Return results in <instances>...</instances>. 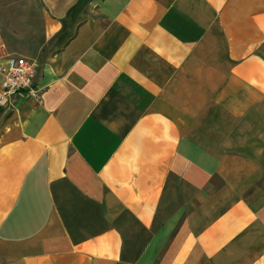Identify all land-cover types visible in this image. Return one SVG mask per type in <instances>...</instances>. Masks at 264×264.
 I'll return each mask as SVG.
<instances>
[{
	"label": "crops",
	"instance_id": "crops-1",
	"mask_svg": "<svg viewBox=\"0 0 264 264\" xmlns=\"http://www.w3.org/2000/svg\"><path fill=\"white\" fill-rule=\"evenodd\" d=\"M41 2L91 13L0 105V264H264V0Z\"/></svg>",
	"mask_w": 264,
	"mask_h": 264
},
{
	"label": "rangeland",
	"instance_id": "rangeland-1",
	"mask_svg": "<svg viewBox=\"0 0 264 264\" xmlns=\"http://www.w3.org/2000/svg\"><path fill=\"white\" fill-rule=\"evenodd\" d=\"M59 13L63 23L72 26L89 16V6H43L41 0H0V29L8 52L15 57L35 60L45 49L44 19ZM47 13V14H46Z\"/></svg>",
	"mask_w": 264,
	"mask_h": 264
},
{
	"label": "built area",
	"instance_id": "built-area-1",
	"mask_svg": "<svg viewBox=\"0 0 264 264\" xmlns=\"http://www.w3.org/2000/svg\"><path fill=\"white\" fill-rule=\"evenodd\" d=\"M0 54H2L1 48ZM2 59L5 63L0 65V73L3 75L0 105H6L18 95L39 98L40 90L36 86L38 62L10 55Z\"/></svg>",
	"mask_w": 264,
	"mask_h": 264
}]
</instances>
